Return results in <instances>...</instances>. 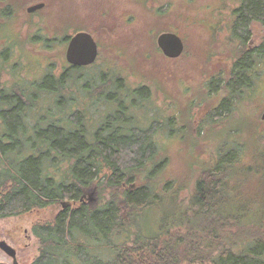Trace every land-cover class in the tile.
Here are the masks:
<instances>
[{
	"label": "trees",
	"instance_id": "trees-1",
	"mask_svg": "<svg viewBox=\"0 0 264 264\" xmlns=\"http://www.w3.org/2000/svg\"><path fill=\"white\" fill-rule=\"evenodd\" d=\"M16 1L0 0L3 19L16 14L12 9ZM19 1L28 6L39 0ZM128 1L140 6L134 14L128 9L123 10V20L130 27L127 33L130 35L135 34V29L139 30L136 22L143 12L149 13L151 23L140 30L142 36L153 37L156 29L154 23L167 26L170 23L166 20H171L173 15V22L179 29L176 31L173 28V33L180 31L188 38L198 27L202 38L218 44V33L229 31L224 34V40L228 38L229 45L233 47L236 43L237 47L245 46L250 36L247 29L250 23L264 24V0H215L198 8L195 7L199 0H176V7L175 0ZM180 9H185V12L182 13ZM103 10L107 13H103ZM52 11L46 10L45 23L40 18L44 12H38L35 16H39L38 23L43 24L46 36H53V42L62 40L63 47L79 29L74 28L76 22L71 27L66 26V22L74 20L71 14V17H62L58 11L51 15ZM86 12H89L86 17L95 16L91 14V8H87ZM136 14L139 16L136 17ZM133 15L135 21L131 22ZM112 16L109 10L102 8L96 18L109 22ZM28 24L33 30L37 28L31 16ZM101 25L94 30L100 34L115 33L118 40L119 28L113 25H110L112 28H101ZM159 31L165 33L167 30ZM102 47L107 49L106 44ZM54 54L53 51L49 55ZM263 55L264 51L260 56ZM231 57L234 62L226 82L227 99L220 102L215 113L221 110L231 113V98L237 100L239 97L243 101V94L257 87L254 73L249 79L245 75L248 68L251 72L256 71L249 65L250 53L245 51L240 57ZM143 58H147V55ZM109 63L117 61L110 60ZM255 64L258 66L257 60ZM121 70L116 66L114 76L99 80L103 82L100 86L103 91L108 86L127 82L119 80L118 76L123 77L124 74ZM77 75L78 68L69 65L57 78H43L39 88L27 86L26 92L20 93L22 98L0 91V106L9 105L6 109L0 108V218L20 216L60 204V211L51 221L32 226V234L38 241V256L31 264H264V234L252 237L244 232L247 226L255 224L259 226L258 229H264V214L259 212L261 209L254 212L252 208L239 207L227 211L218 204V200L223 198L222 190L228 189L229 180L237 184L241 191L244 190L245 180L238 177L242 171L237 158V153H243L244 147L235 145L233 152L218 153L214 168L213 163L207 170L202 169L203 163H194L205 171V177L196 180L190 194L192 198L181 202L179 196L182 190L175 180L164 182L158 189L156 184L151 183L160 175L165 162L154 140L166 132L167 125L155 119L150 127L142 129L126 113L118 111L105 122L103 120L104 124L95 133L89 134L85 126L87 109L68 114L70 107H66L76 102V99L69 97L66 83L76 80ZM113 89L111 87L107 93H112ZM138 92L144 94L142 89ZM38 95H41L38 106L29 105ZM168 95L172 97H168L171 103L175 101L177 104V96L173 92H168ZM109 96L112 95L107 96L111 100L108 105L114 107L115 102L122 109L119 99L114 95L115 99ZM51 97V103L44 102ZM159 110L162 112L161 108ZM92 127V123L87 125V128ZM238 132L239 128L230 134L234 136ZM193 144H190L191 148H194ZM233 164L238 165L237 169L228 173L225 169ZM138 181L133 190L123 188L133 186ZM172 189L174 192L170 195L169 190ZM95 194L99 201L87 207L85 198ZM213 200L217 203L214 210L217 217L212 232L204 240L201 237H206L208 227L204 226L203 219L214 212L215 203H210ZM183 204L186 206L183 207ZM172 205L180 206L178 209L182 207L183 211L177 209L170 214L164 211V215L168 214L172 219L179 215L180 221L167 222L166 217L162 216L159 219L162 229L155 233L154 219L161 215L155 213L154 208ZM191 211L199 212L190 214ZM256 215V220L249 221L247 218ZM228 226L235 228L232 234L225 232Z\"/></svg>",
	"mask_w": 264,
	"mask_h": 264
},
{
	"label": "rangeland",
	"instance_id": "rangeland-1",
	"mask_svg": "<svg viewBox=\"0 0 264 264\" xmlns=\"http://www.w3.org/2000/svg\"><path fill=\"white\" fill-rule=\"evenodd\" d=\"M213 2L215 0H199L196 2L195 8ZM215 4L217 5V3ZM176 5L177 1L175 0L174 6L176 7ZM28 6L23 1L17 0L12 6L13 11H16L15 15L8 19H3V15H0V91L16 94L20 98H22L20 93L26 92L27 86L34 85V87L39 88L43 78L47 76L57 78L64 71V67H69L65 61L67 42L61 47L62 40L53 42L51 35L30 34L33 29L28 24L29 15L25 12ZM146 6L148 5L146 4ZM87 8H91L93 12L91 14L95 16L86 17L89 14L86 12ZM102 8L112 13L113 16L109 22L97 20L96 17ZM139 8L138 3L132 4L128 0H61L56 3L55 9L62 17L65 15L71 17L72 15L74 19L66 22V26L71 27L76 22L74 28L89 31L99 37L101 41L99 43V58L91 69L81 67L76 76L78 80L66 83L69 97L76 99L74 104L66 106L70 107L68 114L87 109L88 117L85 126L89 134L95 133L100 125L104 124L105 119L114 116L118 111L126 113L134 121V124L142 127V129L150 127L155 119L158 122H164L167 125L165 128L168 133L167 138L166 132H164L154 141L159 145L160 157L165 162L160 175L151 183L156 184L158 189L164 182L175 180L179 189L182 190L179 196L181 202L188 200V197L192 198L190 194L193 193L196 180L205 177V171L203 172L202 169H209L212 163V168L216 167L217 161L215 159L218 153L221 155L228 151L233 152L235 145L244 147L243 153H237V158L241 163L240 171H242L241 176L238 177L243 181L245 180L243 183L244 190L241 191L237 184L229 180L227 182L228 189L222 190L223 198L218 200V204L227 211L244 207L252 208L254 212L261 209L259 212L264 214V154L262 158L260 157L261 153L264 152V122L260 120L264 111V55L260 56L264 51V24L250 23L247 28L250 36L246 40L245 46L239 47H237V43L234 47L230 46L228 38L224 40L226 38L224 34L229 31L224 32V34L218 33V44H214L213 41H206L205 37L202 38L203 35H201L198 27L190 33L188 38L179 31L176 34L184 40L185 49L178 59L170 60L159 51L156 39L161 34L159 31L161 29H166L165 32H172L174 29L179 30L176 23L173 22L175 18L171 15V20H166L167 23H170L167 26L163 23L158 26L155 22L156 29L153 37L142 36L140 30L151 23L149 13L143 12L139 21L136 22L139 30L135 29V34H127L130 27L125 25L126 20L117 18V11L123 13L124 9H128L134 14ZM23 9L24 12L22 13ZM180 10H183L182 13L185 12V9ZM55 13V10L50 12L51 15ZM5 15L7 17V12ZM135 16L138 17L139 15L136 14ZM135 16L133 15L131 22L135 21ZM46 17L45 12L40 15V18L44 19L43 23H45ZM32 20L39 32H43V24L38 23L39 16L34 14ZM100 25L101 28H112L110 25L119 28L120 37L118 40L114 36L115 33L100 34L96 32L94 29ZM35 39L39 40L36 41ZM103 44H106L107 49L104 50ZM53 51L55 54L50 56L49 54ZM245 51L250 53L249 65L256 70L251 72V69L248 68L245 75L249 79L254 73V81L257 87L243 94V101H240L239 97L237 100L231 98L229 102L231 113L228 114L224 110L215 113L216 107L227 97L226 82L230 77L229 74L234 62L231 55L240 57L241 53ZM145 55L147 58L144 59ZM110 60L117 61V63H109ZM256 60L260 67L255 64ZM106 61L110 65L106 66ZM116 66L122 69L121 71L124 73L122 74L124 78L121 75L118 76L119 80L127 82L118 86H108L103 91L100 87L103 82L99 80L114 76ZM43 70L44 75L42 76ZM117 74H119V69ZM250 81L252 80L250 79ZM111 87L114 88L112 93H107ZM141 89L144 94L138 92ZM168 92H173L177 96V104L175 101H173L174 104L167 100L170 97ZM108 95H112L109 96L112 98H118L122 109L114 101V107L108 105L111 102L107 99ZM40 97L41 95L36 96L29 105L38 106L37 102ZM79 97L83 98L79 100ZM51 100L52 97L45 99L44 102L51 103ZM2 105L0 108L6 109L9 106ZM113 108L114 110H111ZM157 108H161L162 112ZM91 123L94 124V127L87 128V125ZM238 125L240 126L238 127ZM238 128L239 132L232 136L230 133ZM260 135L262 136L258 138ZM191 143H194V148H191ZM161 146L163 147L161 148ZM220 155H218V159ZM194 163L199 165L203 163L202 169L200 166L196 167ZM237 167V164H233L225 170L229 173L235 171ZM235 178L236 176L233 175V179ZM138 184L139 181L133 185ZM172 185L175 186L174 183ZM123 188L133 190L135 187L131 189L128 185ZM173 192L174 189L169 190L170 195H173ZM85 199L87 207H92L99 201L96 194L87 196ZM215 200L210 202L215 203L213 204V211L217 204ZM193 201L195 202V199ZM184 206L186 205L183 204ZM179 207L172 205L162 206L161 210L157 207L154 208V212L161 216L154 219L156 226L153 231L155 233L161 231L162 224L159 223V219L162 216L166 217L167 222L180 221L179 215H176L174 219L167 216L168 214L164 215V211L169 214L174 213ZM178 210L183 211V208ZM59 211L60 204H57L44 210L32 211L20 216L0 218V241L5 242L16 252L18 264H31L38 256V241L31 235L32 225L38 222L51 221ZM195 212L198 213L199 211H191L190 214ZM216 217L217 214L214 211L203 219L204 226L208 227L205 230L206 237H201L204 240L212 232ZM257 217L258 215L247 218L252 221L256 220ZM258 227L257 224L252 227L247 226L244 232L248 233L247 236L252 237L264 234V229H258ZM25 230L31 237L30 241L23 237ZM234 230L233 226H228L225 232L232 234ZM208 251L211 250L208 249ZM0 264H12V259L2 250H0Z\"/></svg>",
	"mask_w": 264,
	"mask_h": 264
},
{
	"label": "water",
	"instance_id": "water-1",
	"mask_svg": "<svg viewBox=\"0 0 264 264\" xmlns=\"http://www.w3.org/2000/svg\"><path fill=\"white\" fill-rule=\"evenodd\" d=\"M43 4H35L26 9L27 13H33L40 10ZM156 45L162 55L170 60L178 59L184 52V43L182 39L171 32L161 33L156 39ZM97 59V45L93 37L85 32L76 33L69 41L65 50V61L71 67H88L95 63ZM264 122V111L260 116ZM135 186L131 185L133 189ZM0 250L13 260L12 264H18L15 251L5 242L0 241Z\"/></svg>",
	"mask_w": 264,
	"mask_h": 264
},
{
	"label": "flooded vegetation",
	"instance_id": "flooded-vegetation-1",
	"mask_svg": "<svg viewBox=\"0 0 264 264\" xmlns=\"http://www.w3.org/2000/svg\"><path fill=\"white\" fill-rule=\"evenodd\" d=\"M59 1H61V0H39V1H34V3H32L31 5H29L28 7H30V6H32V5H35V4H43V7L40 9V10H37V11H35V12H33V13H27V11H26V9L28 8H26L25 9V12L27 13V15H29V17L31 16L32 18H33V15L35 14H37L38 12L40 13V12H46V10H48V9H51V10H55L56 12H57V9H55V5H56V3H58ZM104 9V8H103ZM103 13H107V11L106 10H103ZM123 14L122 13H120V16H118V18H120V19H122L123 20ZM125 19V18H124ZM115 27V26H114ZM78 32H85V33H88V34H90L92 37H93V39L95 40V42H96V45H97V59H96V61L98 60V58H99V55H100V47H99V43H98V38H97V36L95 35V34H93V33H91V32H89V31H82V30H79ZM78 32H76V33H78ZM32 33H34V34H38V35H41V36H43L44 34L46 35L47 33L46 32H39V29L38 28H35L34 30H33V32ZM76 33H74L72 36H71V38L76 34ZM70 38V39H71ZM184 49H185V46H184ZM95 61V62H96ZM92 66H89V67H86V69H89V68H91ZM78 69H80V68H78ZM170 98H172V97H170ZM167 100L168 101H170L169 100V98H167ZM88 196V195H87ZM74 206V205H73ZM47 222V221H46ZM39 224H43V223H45V222H38ZM34 225V224H33ZM32 225V226H33ZM31 235L33 236V234H32V228H31ZM27 241H30L31 240V237H30V235H28V231L27 230H25L24 231V236H23ZM34 237V236H33ZM35 238V237H34ZM16 253V252H15ZM16 255V254H15ZM11 258V257H10ZM12 259V258H11ZM17 260V259H16ZM12 263H13V260H12ZM18 263V262H17Z\"/></svg>",
	"mask_w": 264,
	"mask_h": 264
}]
</instances>
